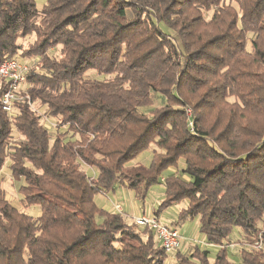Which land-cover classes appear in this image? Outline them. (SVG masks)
Instances as JSON below:
<instances>
[{
	"label": "trees",
	"instance_id": "1",
	"mask_svg": "<svg viewBox=\"0 0 264 264\" xmlns=\"http://www.w3.org/2000/svg\"><path fill=\"white\" fill-rule=\"evenodd\" d=\"M35 57L28 94L59 126L52 135L27 95L6 112L0 79V264H165L153 230L145 239L95 202L118 183L143 196L159 182L156 215L187 200L179 219L198 217L220 248L214 262L178 248L180 264H232L236 227L243 263L264 264V0H0V62ZM155 94L166 103L147 114ZM153 143L149 168L129 166ZM8 160L37 217L7 198Z\"/></svg>",
	"mask_w": 264,
	"mask_h": 264
},
{
	"label": "rangeland",
	"instance_id": "2",
	"mask_svg": "<svg viewBox=\"0 0 264 264\" xmlns=\"http://www.w3.org/2000/svg\"><path fill=\"white\" fill-rule=\"evenodd\" d=\"M35 34H30L26 37H23L19 40L20 44L23 47H28L36 40ZM249 50L252 51V45L249 43ZM60 52L59 47H55L49 51V56L58 55ZM25 61L31 66L30 69L34 68L36 65L38 58H27ZM91 76H97L95 72L89 73ZM39 87L36 85H32L30 83L27 84L25 81L19 88L20 98L27 95V101L30 102L31 108L35 109L38 113L42 114V119L47 123V126L52 132V135H55V132L58 128L57 118L47 119L45 114L44 107L41 106L38 102L32 101L30 95L28 93L35 91ZM21 89V90H20ZM166 103L164 96L161 94H155L154 96V104L152 106L143 108L147 114H150L151 110L155 107H160ZM61 130H67V128L63 127ZM15 138L20 139V135L18 133L15 134ZM156 149V145L153 143L150 147L144 150L138 157L132 160L129 163V166H136L138 164L143 165L147 168L150 167L152 162L153 151ZM185 166L184 160H180L178 163L177 169L182 170ZM83 167L88 174V176H97L98 171L95 167H91L89 165L83 164ZM174 171V168L167 169L162 172L161 177H169ZM2 186L5 188L7 193V198L14 202V205L18 207L20 210L37 217L41 212V207L39 205H30L25 206L21 201V195L19 193L20 185L24 184L25 181L23 178H15L11 174L10 169V161L8 160L2 171ZM166 200V193L164 183H153L148 189L145 191L144 195H138L135 190L126 187L123 184H116L115 189L109 191L108 193H98L95 195V202L97 206L106 211H114L120 213L128 222H135V219L146 215L149 217H153L156 215V211L160 210L161 204ZM116 205L121 206V210H119ZM188 207V201L183 200L177 204H173L171 206L163 207L158 217L160 221L166 225H175L181 235V245L179 247V251L181 254H186L188 259H197L202 258V254L195 250L199 249L200 251L208 250L209 251V260L210 262H214L217 254L219 253L220 248L215 244H210L206 235L201 231L200 219L186 217L183 220L179 219L180 212ZM157 216V215H156ZM100 220V219H99ZM175 222L176 224H173ZM133 224V223H132ZM136 224V223H135ZM134 224V225H135ZM136 226V225H135ZM261 230L264 232V223L259 224ZM139 228V229H138ZM136 227L137 232L143 235L146 239L148 235L151 234L148 230L142 227ZM243 231L240 227H236L233 229L232 233L225 241L229 245L228 248V259L232 264H244L240 255V249L243 246L240 241L242 239ZM151 236V235H150ZM232 245V246H231ZM177 252V251H176ZM176 252L167 253V257L165 258V264H180L176 257Z\"/></svg>",
	"mask_w": 264,
	"mask_h": 264
},
{
	"label": "built area",
	"instance_id": "3",
	"mask_svg": "<svg viewBox=\"0 0 264 264\" xmlns=\"http://www.w3.org/2000/svg\"><path fill=\"white\" fill-rule=\"evenodd\" d=\"M30 68L31 66L26 61L19 58L6 59L0 62V79H6L8 81V86L2 93L1 105L10 114L14 109L15 102L21 99L19 88L27 81ZM28 103L30 104V102ZM116 207L119 210L122 209L120 205H116ZM135 223L138 226L153 230L167 253H173L180 247L182 237L178 228L162 223L158 216L154 215L153 217H149L142 215L135 219ZM250 246L260 248L262 242L261 240H257L254 244H250Z\"/></svg>",
	"mask_w": 264,
	"mask_h": 264
}]
</instances>
